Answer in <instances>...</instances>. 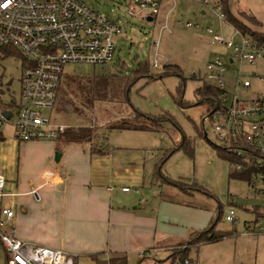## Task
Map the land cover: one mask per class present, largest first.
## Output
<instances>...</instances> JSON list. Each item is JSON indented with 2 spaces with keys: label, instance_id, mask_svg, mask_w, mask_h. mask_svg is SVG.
I'll return each instance as SVG.
<instances>
[{
  "label": "rangeland",
  "instance_id": "rangeland-1",
  "mask_svg": "<svg viewBox=\"0 0 264 264\" xmlns=\"http://www.w3.org/2000/svg\"><path fill=\"white\" fill-rule=\"evenodd\" d=\"M83 1L120 26V34L114 37L113 60L95 66L66 65L58 99L52 109L43 111V115L52 123L72 130L91 128L95 137L89 143L95 147L103 145L104 148L120 144V133L115 132V128L134 127L135 122L132 121L136 114L161 120L157 122L159 126L148 131V139L143 142L148 153L151 150L154 155L153 169L156 165V171L160 167V175L167 182L186 184L188 195L196 193L191 190L193 186L209 193L211 197H206L212 201L209 204H219L222 208L221 215L217 209L210 218L209 226L215 223V232L232 233V236L215 243L190 245L188 253L185 256L177 254L173 264H183L184 259L186 264H264V233L242 235L247 232V225L251 228L264 226V219H257L244 210L261 204L248 198L251 192L243 181L229 177L232 174L229 162L215 150L218 144L211 133L207 132V138L204 136L202 117L207 105H196L198 98L194 93L199 85H203L206 65L217 57L226 59L229 51L212 45L207 29L229 38L233 33L231 26L221 25L216 16L199 4L177 0L176 10L169 15L171 33H161L159 49L163 67H178L180 76L171 73L155 79L158 74H164L163 70L151 68L152 43L158 36L159 24L148 22L145 17L129 16V0ZM211 1L221 6L222 0ZM225 4L226 10L239 21L247 34L264 33V0H225ZM167 9L168 6H164L157 20L164 18ZM220 9L222 12L225 10L223 6ZM203 11L205 15L201 14ZM187 22L193 26L186 28ZM143 64H147L148 74L153 77L138 78L125 88L127 78ZM22 65L23 58L17 50L0 47V103L6 105L18 100ZM231 69L235 70V67ZM244 72L252 84L251 93H264V82L254 81L249 74L255 72L264 77V61L253 66L245 65ZM100 77L109 79V88L100 96L89 94L88 82ZM226 77L227 74H223V78ZM231 78L232 73L228 72V79ZM136 123L145 124L141 118H137ZM2 132L5 141L14 139L11 127L3 128ZM155 173L156 179L168 185ZM229 195L237 196L236 225L224 220ZM2 203L6 205L5 200ZM244 222L250 223L246 225ZM184 246L187 244L175 251L182 252ZM138 262L133 258L128 264ZM0 264H6L1 246Z\"/></svg>",
  "mask_w": 264,
  "mask_h": 264
},
{
  "label": "built area",
  "instance_id": "built-area-1",
  "mask_svg": "<svg viewBox=\"0 0 264 264\" xmlns=\"http://www.w3.org/2000/svg\"><path fill=\"white\" fill-rule=\"evenodd\" d=\"M188 1L205 7L220 23L228 25L219 5L211 0ZM129 3V16L150 18L159 24L158 36L152 43L151 68L163 70L160 35L164 31L171 33L169 15L176 10L177 0H129ZM164 6H168L164 18L157 20ZM192 26L189 22L185 24L186 28ZM231 29L229 38L207 29L212 45L229 51L226 59L217 57L206 65L203 83L217 91V105L207 106L202 131L206 138L210 132L218 144L216 147L225 152L231 173L246 177L237 180L247 185L252 200L264 204V93H251L252 84L244 72L245 65L264 61V41L233 26ZM120 32L115 21L83 0H0V47L15 49L23 58L18 100L6 105L0 103V140L4 139L2 129L11 127L18 143L58 141L68 127L52 123L43 111L52 109L58 99L64 67L110 63L115 50L114 37ZM228 72L232 73L231 79ZM225 73L227 77L223 78ZM249 74L254 81L264 82V77L255 72ZM46 177L50 182L52 173L47 172ZM4 186L0 170V246L5 252L6 264H75V256L64 250L18 238L13 225L14 208L2 203ZM32 194L36 196L37 192ZM236 199V195L228 196L231 204ZM261 209L264 218V206ZM224 220L236 225L233 206L228 207ZM247 231L264 233V226L247 227ZM145 255V251L139 253L141 258Z\"/></svg>",
  "mask_w": 264,
  "mask_h": 264
},
{
  "label": "crops",
  "instance_id": "crops-1",
  "mask_svg": "<svg viewBox=\"0 0 264 264\" xmlns=\"http://www.w3.org/2000/svg\"><path fill=\"white\" fill-rule=\"evenodd\" d=\"M115 132L121 142L108 148L0 140L3 200L14 208L16 234L25 242L72 254L75 264H106L113 257H125L127 264L133 258L138 264H173L177 254L188 253V240L208 228L221 205L211 206L203 194L188 195L156 179L154 155L143 147L148 131ZM47 172L52 173L50 182ZM259 203L244 210L264 219V204ZM229 206L236 208L235 202L228 201ZM185 244L182 252L175 251ZM142 251L146 255L141 258Z\"/></svg>",
  "mask_w": 264,
  "mask_h": 264
},
{
  "label": "trees",
  "instance_id": "trees-1",
  "mask_svg": "<svg viewBox=\"0 0 264 264\" xmlns=\"http://www.w3.org/2000/svg\"><path fill=\"white\" fill-rule=\"evenodd\" d=\"M223 4V7H225V0L221 1ZM224 15L226 17V21L231 24L234 28L238 29L239 31H241L244 34H247L240 26L239 21L232 15H230V13L225 9L224 10ZM251 36L255 37L258 40L264 41V33H253L251 34ZM3 49H8V48H3ZM11 49V48H9ZM6 51V50H4ZM163 71L164 74L163 75H157V77L155 79H159L162 76H167L170 75L171 73L176 74L177 76H180V71L178 67H172V66H164L163 67ZM141 77H153V76H149L148 74V66L147 64H143V65H139L132 73V75H130L127 80H126V84H125V88L134 83L138 78ZM109 79L108 78H95L93 79L91 82H88L89 87V94L92 95H96V96H100L103 93H105V91L109 88ZM195 95L197 96V104L196 105H202L205 104L208 107H216V96H217V91L215 89H213L211 86H209L206 83H203L202 86L198 87L195 89ZM90 100V99H87ZM136 113V112H135ZM134 121H132V123L135 122V126L134 127H118L115 128V130H133V131H153V129H155L156 126H159L157 124L158 120L156 118H152L146 115H142V114H136V116L134 117ZM137 118H141L143 119L144 123H141L140 125H137L136 123V119ZM155 125V126H154ZM95 135L92 133V129L91 128H79L77 130H72L70 128L67 129V131L60 137V139L58 141H60L62 144H83V143H89L91 141H93ZM215 150L223 157L226 159V154L224 151L218 149L217 147H215ZM158 175H160V167L158 168V170L156 171ZM230 178H243L245 179L246 177L243 176L241 173H235V174H230L229 176ZM160 179L163 181H166L165 183H167L168 185H171L175 188H177L178 190H180L181 192L185 193V194H190L189 191L187 190V186L186 184L182 183V182H167V180L165 178H163L160 175ZM159 180V179H158ZM192 192H197L200 194H203L207 197H211L209 193H207L206 191L200 189L198 186H193V188L191 187ZM185 191V192H184ZM219 214L221 215L220 210L218 209ZM218 215V216H220ZM219 218V217H218ZM215 227V223L211 224L207 229L200 231V232H196L194 233L193 237L190 239V241L188 242V246L194 244V245H198L201 243H209V242H215V241H219L223 238H226L230 235V233L228 232V234H221V233H217L214 230ZM185 256V253H184ZM185 261V260H184ZM106 264H127L126 258L125 257H113L111 258Z\"/></svg>",
  "mask_w": 264,
  "mask_h": 264
},
{
  "label": "water",
  "instance_id": "water-1",
  "mask_svg": "<svg viewBox=\"0 0 264 264\" xmlns=\"http://www.w3.org/2000/svg\"><path fill=\"white\" fill-rule=\"evenodd\" d=\"M150 18H147V20H149ZM7 115L9 116V114L7 113Z\"/></svg>",
  "mask_w": 264,
  "mask_h": 264
}]
</instances>
